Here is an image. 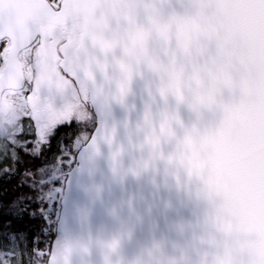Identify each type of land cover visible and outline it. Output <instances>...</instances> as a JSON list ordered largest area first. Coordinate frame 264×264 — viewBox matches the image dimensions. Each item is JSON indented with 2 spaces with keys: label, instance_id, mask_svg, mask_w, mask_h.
Listing matches in <instances>:
<instances>
[{
  "label": "snow or ice",
  "instance_id": "6c2138e0",
  "mask_svg": "<svg viewBox=\"0 0 264 264\" xmlns=\"http://www.w3.org/2000/svg\"><path fill=\"white\" fill-rule=\"evenodd\" d=\"M194 2L201 14L174 18V30L159 29L161 39L171 47L195 29L201 42L191 52L194 58L238 64L241 71L251 67L261 75L226 88L216 101H192L198 123L183 132L179 162L190 174L206 176L207 193L240 216L242 230L264 228V0ZM134 10L135 0H0V178H18L11 194L0 187V207L7 209L0 218V264H68L69 248L54 240L41 247V234L29 237L12 225L22 214L39 215L49 229L56 225L61 177L75 160L70 149L76 142L64 143L61 134L81 127L78 139L87 130L97 69L118 70L117 98L126 95L146 39L125 15ZM158 91L185 102L175 77L159 83ZM208 114L211 123H204ZM177 122L176 115H167L148 135L144 167L162 138L176 137ZM254 254L241 246L232 264Z\"/></svg>",
  "mask_w": 264,
  "mask_h": 264
},
{
  "label": "water",
  "instance_id": "95a60500",
  "mask_svg": "<svg viewBox=\"0 0 264 264\" xmlns=\"http://www.w3.org/2000/svg\"><path fill=\"white\" fill-rule=\"evenodd\" d=\"M118 70L94 72L91 139L76 155V182L60 202L55 225L69 248L68 264H103L105 245L120 239V254L133 259L154 237L175 238L177 226L205 214L208 202L199 178L169 159L176 138H162L150 159L148 135L167 115H176V136L198 123V114L175 97L159 95L158 77L138 71L126 95L117 98ZM210 114L204 123H211ZM140 168L139 174L132 170Z\"/></svg>",
  "mask_w": 264,
  "mask_h": 264
},
{
  "label": "clouds",
  "instance_id": "9594fccd",
  "mask_svg": "<svg viewBox=\"0 0 264 264\" xmlns=\"http://www.w3.org/2000/svg\"><path fill=\"white\" fill-rule=\"evenodd\" d=\"M200 14L201 9L194 0H135V10L125 13L130 17L132 30L146 37L139 71L154 72L159 83L163 84L175 77L188 105L197 97H211L216 101L226 88L234 89L242 81L261 75L251 67L241 71L238 64H205L203 58H194L191 52L201 42V35L195 29L186 33L183 43L171 47L161 39L159 29L167 26L174 30V18L192 20ZM129 43L135 47L136 40ZM153 64L155 67H150ZM175 138L176 148L171 157L180 163L183 135ZM198 178L208 202L203 217L180 223L175 238L167 235L154 237L128 261L120 254V239H112L105 245L103 264H232L241 246L251 247L255 252L242 257L244 264H264V228L242 230L240 216L215 193H207L206 176L202 174ZM114 240L118 241L116 247H109Z\"/></svg>",
  "mask_w": 264,
  "mask_h": 264
},
{
  "label": "flooded vegetation",
  "instance_id": "af4514ba",
  "mask_svg": "<svg viewBox=\"0 0 264 264\" xmlns=\"http://www.w3.org/2000/svg\"><path fill=\"white\" fill-rule=\"evenodd\" d=\"M58 102V101H57ZM86 131H84V135L77 139V136L79 133L83 130L81 127H77L75 129H69L68 132L61 134V140H63L64 143L70 144L73 139L76 140L74 147L70 149L71 153L75 156V160L68 162V167L65 169L62 179V187L63 191L61 192L60 198H59V209H60V202L63 201L66 198V194L71 190L72 185L76 182L79 165L76 161V155L80 148L87 142L89 139V134L92 133L94 127H95V115L92 110V118L89 120L88 124L85 126ZM53 151L55 152V146L53 147ZM25 160L28 163H36L33 161L30 157H25ZM59 212V211H58ZM58 216V214H57ZM62 239L63 244V238L60 235Z\"/></svg>",
  "mask_w": 264,
  "mask_h": 264
},
{
  "label": "trees",
  "instance_id": "16d2710c",
  "mask_svg": "<svg viewBox=\"0 0 264 264\" xmlns=\"http://www.w3.org/2000/svg\"><path fill=\"white\" fill-rule=\"evenodd\" d=\"M7 177L0 178V187H2L5 191H9L11 194V190H15L16 180L18 178H13L11 183H7ZM30 211L32 209H29ZM7 213V209L0 207V218L4 214ZM3 223H9L8 221H3ZM12 227L21 233L26 234L29 237H34L37 234H41V247H44L45 244H48L53 241L54 235H56L55 226L49 229L39 215L29 216V215H21L18 219V222L13 224ZM31 247V244H29ZM46 250V249H45Z\"/></svg>",
  "mask_w": 264,
  "mask_h": 264
},
{
  "label": "rangeland",
  "instance_id": "374dc122",
  "mask_svg": "<svg viewBox=\"0 0 264 264\" xmlns=\"http://www.w3.org/2000/svg\"><path fill=\"white\" fill-rule=\"evenodd\" d=\"M58 211H59V209H58ZM57 214H58V212H57ZM53 240L56 241V243H58V244H62V239L58 233H56V235H54ZM3 243H5V242L3 241L2 238H0V245H2Z\"/></svg>",
  "mask_w": 264,
  "mask_h": 264
}]
</instances>
